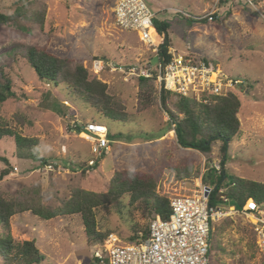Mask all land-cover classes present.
<instances>
[{"label": "rangeland", "instance_id": "obj_1", "mask_svg": "<svg viewBox=\"0 0 264 264\" xmlns=\"http://www.w3.org/2000/svg\"><path fill=\"white\" fill-rule=\"evenodd\" d=\"M31 1L34 9L45 11L43 26L33 21L23 31L14 24L0 25V78L11 79L16 94L0 104V117L22 135L39 139L40 160L19 158L14 138L0 139V154L7 156L12 167L0 180V192L13 197L23 189H36L40 203L54 209L76 189L107 192L115 171L124 168L154 174L156 191L169 200L196 190L206 171V157L178 144L175 130H168L169 116L161 107L159 94H152L151 103L143 105L137 77L92 69L94 58L122 64L150 59L156 64L154 49L138 32L116 21L117 0ZM144 1L154 18L170 23L169 50L173 54L214 60L217 74L209 77L211 81L221 72L222 77L242 80L232 87L242 102L241 133L230 143L226 168L240 177L264 182V0ZM24 2L0 0V11L10 14ZM204 17L208 20L201 21ZM29 45L47 47L74 65L83 64L91 78L108 84L109 93L129 114L128 121L102 116L64 82L54 85L40 80L26 58ZM188 84L192 86L188 93L200 100L204 80L187 79L186 87ZM155 86L158 90L157 82ZM88 121L105 124L111 141V150L96 167L88 163L94 158L90 141L75 128ZM220 147L221 142H215L212 153L213 165L221 169ZM187 159L194 163V175L179 179L175 167ZM80 162H87L85 172L78 166ZM5 168L0 162V172ZM128 201L125 195L120 207L106 204L95 208L97 230L112 232L122 243H133L129 241L133 227L142 228L153 218L146 216L143 206H129ZM229 204L222 205L227 208ZM253 222L245 213L215 220L212 238L225 251L214 249L211 263L260 264ZM10 225L16 242L34 240L44 254L45 259L34 264H91L99 245L88 237L80 213L44 219L26 210L11 216ZM3 232L0 223V235ZM0 264H7L1 254Z\"/></svg>", "mask_w": 264, "mask_h": 264}, {"label": "trees", "instance_id": "obj_2", "mask_svg": "<svg viewBox=\"0 0 264 264\" xmlns=\"http://www.w3.org/2000/svg\"><path fill=\"white\" fill-rule=\"evenodd\" d=\"M222 1L224 0H220V2ZM211 17L217 18L216 14ZM189 19L195 20L193 17H189ZM44 20L45 11L34 9L31 0H25L10 14L0 11V25L14 24L23 31H28V25L33 21L43 26ZM200 20L207 21L208 18L204 17ZM153 21V29L162 40L159 45V53L162 58L169 60L172 58V53H168L171 47V25L168 21L156 18H153ZM26 51L27 61L40 80L54 85L64 82L76 96L87 101L102 116L112 120L128 121L129 114L122 102L116 100L109 93L108 84L96 77L91 78L90 71L83 64L74 65L71 59L60 57L44 46L29 45ZM202 59L210 67L217 68L214 60L207 57ZM137 82L140 96L143 98V105L147 106L151 103L152 94H159L161 107L169 116L168 130H175L178 144L205 155L206 171L202 175V182L211 189L209 192L210 205L221 206L226 203L225 199H227L230 205L243 211L247 203L253 200L264 208V182L240 177L229 172L226 168L230 143L241 133L239 112L242 102L237 94L233 91L219 95L205 92L202 94V99L198 100L195 96H186L174 90L165 88L157 90L155 76L138 77ZM15 95L12 80L6 76L1 77L0 104ZM77 130L80 132L82 129L77 127ZM7 137L14 138L15 152L19 158L40 160L39 139L22 135L0 117V139ZM218 141L221 142L220 170H217L213 165L212 153L213 144ZM0 162L7 165V168L0 172L1 180L10 173L12 167L10 160L5 155L0 154ZM86 163L78 164L79 167H82L83 172L86 171L84 167ZM97 165L98 162L93 166ZM175 171L179 179L191 177L194 175V163L188 159L182 160L175 167ZM156 186L157 178L154 174L124 168L115 171L107 192L96 193L76 189L70 198L63 200L62 204L54 209L40 203L36 189H23L13 197H6L0 192V223L4 227V232L0 235V254L7 264H34L45 259L44 254L36 247L34 240L16 242L11 234V216L26 210H32L33 213L44 219L80 213L88 237L92 242L99 244L103 243L112 232L97 230L95 208L106 204L120 207L123 205L121 201L125 195L129 197L128 205L143 206L146 216L150 220L156 215L168 219L172 211L170 200L160 195L156 191ZM149 224L150 221L142 228L134 226L129 241H139L140 232L146 238L149 235ZM214 249L225 251L223 247L219 246L218 241H213L211 232V254Z\"/></svg>", "mask_w": 264, "mask_h": 264}, {"label": "built area", "instance_id": "obj_3", "mask_svg": "<svg viewBox=\"0 0 264 264\" xmlns=\"http://www.w3.org/2000/svg\"><path fill=\"white\" fill-rule=\"evenodd\" d=\"M115 18L121 27L138 32L144 42L154 49L156 64L150 59L122 64L94 58L92 69L95 72L108 69L110 72H119L126 78L155 76L159 91L165 88L186 96H195L188 93L193 81L186 87L187 79L196 81L200 77L205 82L203 89H199L201 99L205 92L226 94L232 91V87L241 85L242 80L222 77V72L212 82L209 77L217 72L203 59L177 56L170 50L168 53H172V58H162L159 53L162 40L153 29L154 13L144 0H117ZM77 127L82 129L80 133L90 141L91 152L94 154V158L88 161L91 167L111 150L109 130L105 124L96 121H88L79 126L75 124L76 129ZM215 168L219 170L220 166L215 165ZM207 188L201 181L192 193L170 198V217L164 219L156 215L150 221L149 235L146 238L140 232L139 241L122 243L117 236L110 234L103 243L96 246L91 264H212V224L215 220L237 213H245L254 218L253 230L260 252V264H264V208L253 200L247 203L243 211L230 204L227 208L223 205L212 206L209 194L206 195ZM225 201L228 203L227 199Z\"/></svg>", "mask_w": 264, "mask_h": 264}, {"label": "water", "instance_id": "obj_4", "mask_svg": "<svg viewBox=\"0 0 264 264\" xmlns=\"http://www.w3.org/2000/svg\"><path fill=\"white\" fill-rule=\"evenodd\" d=\"M209 191H210V188H207L206 195H208V194H209Z\"/></svg>", "mask_w": 264, "mask_h": 264}]
</instances>
